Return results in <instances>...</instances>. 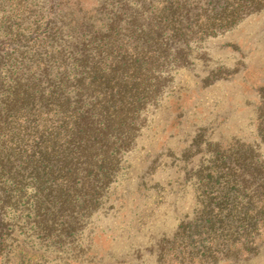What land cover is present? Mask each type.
I'll use <instances>...</instances> for the list:
<instances>
[{
	"label": "trees",
	"instance_id": "16d2710c",
	"mask_svg": "<svg viewBox=\"0 0 264 264\" xmlns=\"http://www.w3.org/2000/svg\"><path fill=\"white\" fill-rule=\"evenodd\" d=\"M263 9L264 0H0V264H34L21 252L34 247L44 261L54 252L63 264L81 254L100 264L110 253L115 264H138L148 247L134 242L140 212L124 220L132 248L120 252L114 229L100 225L125 207L114 190L124 156L192 45ZM257 123L250 142L198 129L174 158L195 205L149 246L155 264L255 252L264 235V115ZM158 162L159 154L146 158L135 192L158 190L147 178Z\"/></svg>",
	"mask_w": 264,
	"mask_h": 264
},
{
	"label": "rangeland",
	"instance_id": "374dc122",
	"mask_svg": "<svg viewBox=\"0 0 264 264\" xmlns=\"http://www.w3.org/2000/svg\"><path fill=\"white\" fill-rule=\"evenodd\" d=\"M189 59L188 65L171 72L170 84L148 109L145 125L124 156L126 167L114 189L127 198L123 211L100 219L106 231L114 229L112 245L114 252H120L122 247H129L130 240L124 239L125 232L120 230L126 229L124 220L140 212L142 223L134 242H146L148 247L141 257L133 259L138 264H155V247L149 246L163 233L172 234L179 220L192 214L194 189L189 182L182 184L184 173L175 165L177 161H172L180 156L194 132L204 131L211 140H256L257 120L264 115V9L246 15L226 32L193 44ZM158 154V166L147 177L149 184L159 181L158 190L135 192V176L143 172L146 158ZM107 244L101 241L102 247ZM21 252L34 264H63L54 252H45L44 261L42 248ZM115 255L107 254L100 264H115ZM81 256L77 262L88 264L85 255ZM216 264H264V235L252 254L229 256Z\"/></svg>",
	"mask_w": 264,
	"mask_h": 264
}]
</instances>
